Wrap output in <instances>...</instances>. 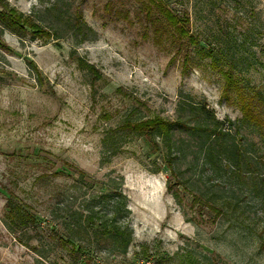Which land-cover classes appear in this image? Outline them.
Here are the masks:
<instances>
[{"label":"rangeland","instance_id":"374dc122","mask_svg":"<svg viewBox=\"0 0 264 264\" xmlns=\"http://www.w3.org/2000/svg\"><path fill=\"white\" fill-rule=\"evenodd\" d=\"M164 2L189 20L180 51L138 17L142 0H0V12L53 33L19 37L0 24V264H84L56 242L69 234L60 224L86 208L106 213L118 192L132 243L125 254L92 250V264H264V138L243 122L264 98V0ZM75 10L84 36L67 25ZM190 103L226 135L208 134ZM156 118L172 122L170 136L120 129ZM235 148L253 165L242 163L246 178ZM9 198L37 226L13 225Z\"/></svg>","mask_w":264,"mask_h":264},{"label":"trees","instance_id":"16d2710c","mask_svg":"<svg viewBox=\"0 0 264 264\" xmlns=\"http://www.w3.org/2000/svg\"><path fill=\"white\" fill-rule=\"evenodd\" d=\"M107 9L111 8V3L107 5ZM138 17H144L147 22L152 26L156 27V33L159 32L170 33L173 38L179 43V51L184 46L182 40L193 38L189 36L186 25L188 19H181L176 16L166 6L164 0H142L140 9L138 11ZM67 25H70L77 34L85 35V22L82 19V15L78 10L74 11L73 16L66 20ZM0 24L7 30L18 35L19 37H25L29 30L32 32V37H51L53 33L43 29L38 24L34 23L33 20L25 16L22 13L12 9L9 11L0 12ZM164 33V34H165ZM189 63V57L186 55L183 63V72L186 73ZM31 67L35 71L37 69L31 63ZM90 69L95 72L94 66H89ZM227 74V79L232 82V76ZM259 107V113L251 108V104H247L243 109V122L249 123L256 129H258L264 138V98L260 95L257 99ZM191 112L195 114L198 122H204L211 126H207V133L215 132V136L218 138L224 137L227 132H218L213 129V126H217L219 122L210 110L207 109L204 103H190ZM174 125L172 122L153 119L138 122H125L121 126L122 130H129L138 134H154L163 133L165 137L170 136L171 129ZM180 126L185 127L188 130L196 131L197 127H191L186 124ZM200 127V126H199ZM210 150H208V156ZM232 156L235 157L237 166H239V176L245 177V171L242 167L244 164L248 169H252L253 165L249 161V158L244 155L241 150L235 148L232 150ZM244 162V163H243ZM243 163V165H242ZM241 165V166H240ZM170 176H175L174 159H170L168 162ZM45 178V177H43ZM172 189V186H169ZM174 197L177 198V194L173 193ZM101 199L108 200L110 195L104 193L101 194ZM112 200V206L110 210L106 211L103 209L95 210L94 208L85 209L84 212H76L72 216L64 218V222L60 224L64 230L67 231L68 237H62L56 235V242L65 250L68 251L69 255L75 259V262L81 260L84 264H92L89 255L92 250L101 249L102 247H110L115 253L125 254L128 251L129 246L132 243V232L128 222H125L126 217L130 211L127 206L126 199L121 193H117ZM112 197V198H114ZM207 207L214 213V218L219 219L223 215V211L212 204H208ZM7 208L9 219H11L13 225L21 228H28L30 226H37V221L34 215L31 214L28 207L25 204H18L14 199L9 198L7 200ZM80 216V218H79ZM71 217H73L71 219ZM22 243V241H21ZM264 248V245H263Z\"/></svg>","mask_w":264,"mask_h":264}]
</instances>
